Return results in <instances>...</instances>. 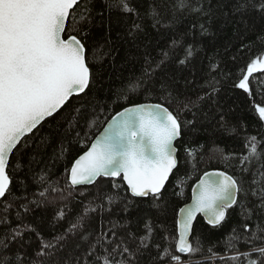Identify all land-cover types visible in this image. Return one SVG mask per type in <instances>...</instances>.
Instances as JSON below:
<instances>
[{"label":"trees","instance_id":"16d2710c","mask_svg":"<svg viewBox=\"0 0 264 264\" xmlns=\"http://www.w3.org/2000/svg\"><path fill=\"white\" fill-rule=\"evenodd\" d=\"M112 2L82 0L70 14L65 36L76 35L85 43L87 59L96 74L95 84L83 95L73 97L40 133L26 138L27 146L21 145L13 153L8 168L11 195L5 198L11 207L5 212L4 202L0 201V221H7L0 223V239L12 228L28 225L29 230L10 240L4 251L13 257L19 253L26 264L43 259L37 256L41 250L39 237L50 241L66 233L91 202L93 206L104 205L103 211L97 208V212L90 213L85 224L97 235L110 228L111 221L123 226L117 229L119 233L140 237L146 234L144 225L150 221L151 240L149 247L141 250L139 261L156 264V245L161 249L171 245L179 255L175 248L178 210L190 202L191 189L203 174L220 170L240 183L237 204L217 227L198 218L191 237L195 251L179 256L188 264H248L249 258L260 264L264 257L254 249L264 247V233L256 229L257 224L264 226V214L255 210L258 201L249 192L256 187L253 179L264 184L260 175L264 173V156L252 158L250 164L242 157L248 155V142L253 136L258 151H264V120L255 110L264 107V73L250 77L251 95L235 85L241 70L264 55V12L252 8L235 12V0H191L194 7L202 5L208 15L190 9L174 11L170 7L174 0H130L140 14L137 17L109 8ZM153 7L160 21L155 27ZM134 23L141 24L142 30H134L133 36L129 30ZM188 46L193 55L181 64ZM146 68L155 70L151 79L144 77ZM210 74L218 81V91L190 110H181L173 99L165 100L152 90L153 85L159 89L166 82L173 85L175 101H196L208 91ZM142 77L144 87L132 93L130 83ZM140 103H162L182 123L181 139L176 143L178 166L163 190L162 200L155 202L162 207L155 206L151 197L131 196L122 178H101L93 186L74 188L69 170L75 160L88 150L113 116ZM100 193L104 194L102 200L97 199ZM245 207L253 209L250 219L242 214ZM233 229L241 239H232ZM138 244L137 240L133 247ZM86 247L78 236L70 238L60 255L74 261Z\"/></svg>","mask_w":264,"mask_h":264},{"label":"snow or ice","instance_id":"6c2138e0","mask_svg":"<svg viewBox=\"0 0 264 264\" xmlns=\"http://www.w3.org/2000/svg\"><path fill=\"white\" fill-rule=\"evenodd\" d=\"M79 2L80 0H0V201L4 202L5 212L11 207L5 198L11 195L12 177L8 168L13 153L19 151L18 146H27L26 138L40 133L71 97L86 93L95 84L96 74L87 59L85 43L76 35L65 36L70 14ZM108 6L126 14L137 17L140 15L130 0H113ZM170 7L174 11L190 9L191 12L209 14L202 5L194 7L191 0H174ZM249 8L264 12V0H235V12L244 13ZM151 15L155 27L160 22L159 12L155 7L152 8ZM200 28L203 30L204 25L201 24ZM134 30H142L141 24L134 23L129 34L134 36ZM163 55L167 59L168 54ZM192 55L193 50L188 46L185 59L180 60V63H185ZM154 71L146 68L144 77L151 79ZM254 73H264V55L252 59L241 70L235 87L251 95L250 77ZM206 83L208 91L204 96H198L196 101L190 98L175 101L173 85L166 82H162L159 89L153 85L152 90L165 100L173 99L181 110H190L198 106V101L210 99L218 91V81L211 74ZM143 87L142 77L131 82L129 90L136 93ZM255 110L260 119L264 120V107L257 106ZM181 134L182 123L178 115L162 103H140L126 108L72 164L69 170L70 184H95L102 177H121L131 196L151 197L154 203L159 202L169 175L177 166L174 141ZM261 156H264V151H258L256 137L253 136L248 142V155L243 156L242 161L250 164L252 158L259 160ZM260 175L264 177V173ZM252 184L256 187L251 188L249 194L258 201L254 208L259 214H264V184L256 179H253ZM241 190L240 183L232 176L224 172H206L193 190V203L178 210L176 224L179 238L175 248L180 253H193L195 249L189 241V235L197 214L203 213L209 224L220 225L226 219L227 210L237 204ZM103 198V193L97 195L98 200ZM108 200L111 203L112 197L109 196ZM155 206L162 207L159 203H155ZM97 208L103 211L104 205L101 203L93 206L90 202L77 222L70 224L66 233L50 241H45L37 233L41 240V250L37 256L43 259L32 260L29 264H140L141 250L147 249L151 240V222L145 223L146 234L140 237L119 233L117 229L123 226L111 221V227L97 235L85 228L89 214L97 212ZM107 211L111 212L112 209L108 208ZM252 211L253 209L245 207L242 213L245 219L251 218ZM59 215L63 217L64 213L61 211ZM0 223L7 221L5 219ZM243 227L248 229L247 224ZM256 229L264 233V226L257 224ZM24 230H29V226L24 225L23 229L12 228L9 235L0 239V264H26L25 258L19 253L13 257L4 251L9 248L10 240L23 236ZM77 236L80 241L87 243L84 254L74 261L63 258L60 254L70 238ZM232 239H241L236 235V229H233ZM137 240L138 246L133 247ZM155 247L157 254L153 259L156 264H179L181 257L171 250V245L162 249L159 245ZM254 251L264 257V247ZM248 264H257V261L249 258ZM260 264H264V259Z\"/></svg>","mask_w":264,"mask_h":264},{"label":"water","instance_id":"95a60500","mask_svg":"<svg viewBox=\"0 0 264 264\" xmlns=\"http://www.w3.org/2000/svg\"><path fill=\"white\" fill-rule=\"evenodd\" d=\"M82 0H80V2H81ZM79 2V3H80ZM78 3V4H79ZM77 4V5H78ZM76 7V6H75ZM87 91V90H86ZM84 93H82V94H80L79 96H81V95H83ZM73 97H77L76 95H74ZM73 97H71L70 98V100L73 98ZM69 100V101H70ZM68 101V102H69ZM135 106V105H134ZM130 107H133V106H130ZM130 107H127V108H130ZM126 109V108H125ZM125 109H123L122 111H120L119 113H121V112H123ZM62 110V109H61ZM119 113H117L115 116H113L108 122H107V124L105 125V127L103 128V130L98 134V136L93 140V142L92 143H94L95 141H96V139L97 138H99L100 136H101V134L104 132V129L105 128H107L108 127V124L114 119V118H116L117 116H118V114ZM181 139V136L176 140V141H174V147H175V149H176V152H175V156H176V160H177V166H178V157H177V155H178V150H177V147H176V143L179 141ZM91 143V144H92ZM91 146V145H90ZM90 148V147H89ZM88 148V149H89ZM83 155V154H82ZM11 159V158H10ZM10 162V161H9ZM177 166L173 169V171H172V173L169 175V178H168V180H167V182H166V185H167V183H168V181H169V179L171 178V176H172V174H173V172L175 171V169L177 168ZM211 172H224V171H220V170H212V171H209V172H207V173H211ZM224 173H226V172H224ZM226 174H228V173H226ZM228 175H230V174H228ZM231 176V175H230ZM204 177V174L201 176V178L193 185V187H192V189H191V200H190V202L189 203H187V204H185L184 206H186V205H191L192 203H193V190L196 188V186L199 184V182H200V180L202 179ZM102 178H105V179H120L121 177H116V178H112V177H102ZM101 179V178H100ZM69 181H70V174H69ZM98 181V180H97ZM96 181V182H97ZM124 183H125V185H126V182L125 181H123ZM94 184H87V185H78V186H73L74 188H78V187H89V186H93ZM165 185V186H166ZM126 187H127V185H126ZM130 192V191H129ZM131 194V193H130ZM239 195V194H238ZM137 198H140V197H137ZM183 206V207H184ZM235 206V205H234ZM233 206V207H234ZM231 209V208H230ZM229 210V209H228ZM227 210V211H228ZM226 216H227V213H226ZM202 218L209 226H211V227H217V226H219V225H216V226H214V225H212V224H209L208 223V219H207V217H205L204 215H203V213H198L197 214V216H196V219L193 221V225H192V230H191V233H190V235H189V241H190V243L192 244V242H191V237H192V234H193V229H194V225H195V223H196V221L198 220V218ZM177 219H178V216H177ZM178 230V229H177ZM178 238H179V236H178ZM177 252H178V254L180 255V256H187V255H189V254H186V253H180L178 250H177Z\"/></svg>","mask_w":264,"mask_h":264},{"label":"built area","instance_id":"2783aa9c","mask_svg":"<svg viewBox=\"0 0 264 264\" xmlns=\"http://www.w3.org/2000/svg\"><path fill=\"white\" fill-rule=\"evenodd\" d=\"M187 263L186 261L180 260L179 264H185Z\"/></svg>","mask_w":264,"mask_h":264},{"label":"rangeland","instance_id":"374dc122","mask_svg":"<svg viewBox=\"0 0 264 264\" xmlns=\"http://www.w3.org/2000/svg\"><path fill=\"white\" fill-rule=\"evenodd\" d=\"M189 262L185 263V264H188ZM172 264H176V262L172 263Z\"/></svg>","mask_w":264,"mask_h":264},{"label":"bare ground","instance_id":"6f19581e","mask_svg":"<svg viewBox=\"0 0 264 264\" xmlns=\"http://www.w3.org/2000/svg\"><path fill=\"white\" fill-rule=\"evenodd\" d=\"M19 147V146H18ZM96 184V183H95Z\"/></svg>","mask_w":264,"mask_h":264}]
</instances>
